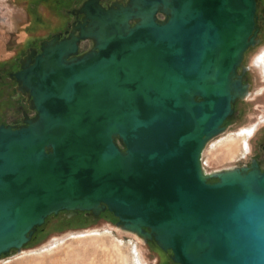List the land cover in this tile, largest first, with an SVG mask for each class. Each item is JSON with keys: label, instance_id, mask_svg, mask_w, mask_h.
Wrapping results in <instances>:
<instances>
[{"label": "water", "instance_id": "1", "mask_svg": "<svg viewBox=\"0 0 264 264\" xmlns=\"http://www.w3.org/2000/svg\"><path fill=\"white\" fill-rule=\"evenodd\" d=\"M77 12L12 73L35 115L0 124V257L61 211H108L175 264H264V166L201 161L250 93L256 0H86Z\"/></svg>", "mask_w": 264, "mask_h": 264}, {"label": "rangeland", "instance_id": "2", "mask_svg": "<svg viewBox=\"0 0 264 264\" xmlns=\"http://www.w3.org/2000/svg\"><path fill=\"white\" fill-rule=\"evenodd\" d=\"M26 1L0 0V66L63 25L59 7L65 0L31 3L35 18L28 14ZM53 2L59 10L53 8ZM46 18L48 23L44 21ZM258 19L264 26V16L259 14ZM260 37V42L251 47L244 58L250 93L235 104L225 132L206 145L203 151L206 171L247 164L250 157L264 164L260 149V143L264 142V31ZM89 47V41L80 44V50ZM4 106L2 103L1 108ZM251 125H256V129L248 138L246 148V135L242 133ZM228 144H231L229 149ZM230 151L234 152L232 157L228 156ZM116 220L108 211L98 218L83 212L67 217L61 211L48 217L20 252L11 251L1 256L0 264H174L168 257L170 251L164 252L154 243L145 244L134 234L122 231L115 225Z\"/></svg>", "mask_w": 264, "mask_h": 264}, {"label": "flooded vegetation", "instance_id": "3", "mask_svg": "<svg viewBox=\"0 0 264 264\" xmlns=\"http://www.w3.org/2000/svg\"><path fill=\"white\" fill-rule=\"evenodd\" d=\"M84 1L86 0H65L63 3H61L62 6L59 8L62 13L59 15L61 16L63 20V25L61 26V29L51 32V34L44 39H49L54 33H60V37L67 36L68 33L72 30V27L82 21L83 14L78 13L77 9L81 6V4ZM97 1L103 7L108 8L113 3L125 5L128 0H97ZM26 2H29V5H30L31 3H34V0H28ZM256 5H257L258 17H259V14L264 16V0H256ZM53 6H54V2H53ZM53 8H57L59 10V8L56 6H54ZM53 8L50 7L49 9H53ZM31 11H32L31 8H29L28 14L32 15V18H35V16L33 15ZM159 15H161L162 17H160ZM48 17H49V14H48ZM158 18L161 20H164L165 16L162 14H158ZM44 21L48 23L47 18ZM257 25L259 27L258 35L261 36L262 32L264 31V26L259 19H257ZM85 41L91 42V47H92L93 42L91 40H85ZM39 42L33 45L26 46L25 50L20 55H18V57H15V59H12V61L7 62L6 64L0 66V124L20 126L25 116L33 117L35 115V111L30 108V98L28 94L18 89V85L16 81L14 80L12 73L19 69L20 58H25L30 55L31 53L30 48H36L37 53L40 52ZM91 47L85 50L79 49L78 54H82L88 51ZM247 71L248 69L246 70V73L244 74V80L248 82ZM2 103L5 105L3 108H1ZM234 109H235V105H234ZM255 129H256V125H251L250 127L247 128V131H244L242 133L246 135V140L244 143L246 148L248 147V138L251 137ZM263 146H264V142L260 143L261 153H262V156L264 157ZM251 158L253 157H250L249 161ZM260 166L263 168L264 164L263 166L260 164ZM86 215L91 216L89 214H86Z\"/></svg>", "mask_w": 264, "mask_h": 264}, {"label": "trees", "instance_id": "4", "mask_svg": "<svg viewBox=\"0 0 264 264\" xmlns=\"http://www.w3.org/2000/svg\"><path fill=\"white\" fill-rule=\"evenodd\" d=\"M43 0H34V3H40V2H42ZM228 121V120H227ZM227 121H226V123H227ZM41 227V226H40ZM40 227H37V229H36V231L35 232H37L39 229H40ZM35 232H34V234H35ZM34 234H33V236H32V238H31V240H30V242L33 240V238H34ZM29 242V243H30ZM28 243V244H29ZM168 257H169V254H168ZM170 261H171V259H170ZM172 262V261H171ZM173 263V262H172ZM175 264V263H174Z\"/></svg>", "mask_w": 264, "mask_h": 264}, {"label": "bare ground", "instance_id": "5", "mask_svg": "<svg viewBox=\"0 0 264 264\" xmlns=\"http://www.w3.org/2000/svg\"><path fill=\"white\" fill-rule=\"evenodd\" d=\"M247 97H248V96H247ZM212 141H213V140H212ZM212 141H211V142H212ZM235 142H237V141H234V143H235ZM230 143H233V142H230ZM230 145H231V144H228V145H227L228 149H229ZM236 146H237V143H236ZM233 153H234L233 151H230V154H229L228 156H229V157H232Z\"/></svg>", "mask_w": 264, "mask_h": 264}, {"label": "built area", "instance_id": "6", "mask_svg": "<svg viewBox=\"0 0 264 264\" xmlns=\"http://www.w3.org/2000/svg\"><path fill=\"white\" fill-rule=\"evenodd\" d=\"M201 161H202V166H203V155H202V160H201ZM203 167H204V166H203ZM205 171H206V170H205ZM206 172H210V171H206Z\"/></svg>", "mask_w": 264, "mask_h": 264}, {"label": "crops", "instance_id": "7", "mask_svg": "<svg viewBox=\"0 0 264 264\" xmlns=\"http://www.w3.org/2000/svg\"><path fill=\"white\" fill-rule=\"evenodd\" d=\"M26 3H28V6H29V2H26ZM30 8V7H29ZM29 8H28V11H29ZM30 16H32V15H30Z\"/></svg>", "mask_w": 264, "mask_h": 264}]
</instances>
